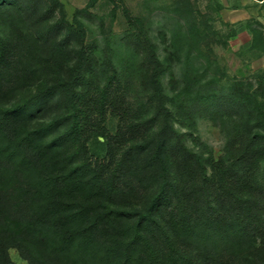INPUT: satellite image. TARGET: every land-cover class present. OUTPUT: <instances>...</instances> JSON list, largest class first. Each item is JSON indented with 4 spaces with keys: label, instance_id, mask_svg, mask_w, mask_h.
Listing matches in <instances>:
<instances>
[{
    "label": "trees",
    "instance_id": "obj_1",
    "mask_svg": "<svg viewBox=\"0 0 264 264\" xmlns=\"http://www.w3.org/2000/svg\"><path fill=\"white\" fill-rule=\"evenodd\" d=\"M97 1L70 20L62 0H0V264L13 247L28 264H264V67L179 77V50L122 2L136 92L80 18Z\"/></svg>",
    "mask_w": 264,
    "mask_h": 264
},
{
    "label": "rangeland",
    "instance_id": "obj_2",
    "mask_svg": "<svg viewBox=\"0 0 264 264\" xmlns=\"http://www.w3.org/2000/svg\"><path fill=\"white\" fill-rule=\"evenodd\" d=\"M62 2L71 20L75 11L87 6L89 0ZM122 2L134 15L150 18L152 33L162 55L166 54L168 44H173L172 50H179L180 59L173 63V72L179 77L186 68L196 71L198 78L202 77L200 83L215 80L217 84L228 85L232 79L250 77L264 67V0H116L115 3L98 0L82 12L80 18L89 38L99 45L100 59L111 57L120 70L134 73L136 92L141 91L137 65L142 55L135 54L124 38L129 22ZM116 4L119 6L113 12ZM193 13L198 15L197 20L193 19ZM197 23L207 30L203 38L194 36L199 28L193 29ZM161 26L164 36L159 31ZM254 30L262 32L256 43ZM196 134L212 147L217 157L223 153L225 136L217 123L200 118ZM9 253L17 264H28L16 248H10Z\"/></svg>",
    "mask_w": 264,
    "mask_h": 264
}]
</instances>
